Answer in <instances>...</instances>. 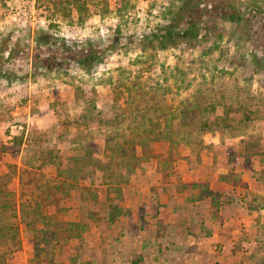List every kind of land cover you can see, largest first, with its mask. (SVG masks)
Returning <instances> with one entry per match:
<instances>
[{"label": "rangeland", "instance_id": "374dc122", "mask_svg": "<svg viewBox=\"0 0 264 264\" xmlns=\"http://www.w3.org/2000/svg\"><path fill=\"white\" fill-rule=\"evenodd\" d=\"M85 1L80 13L68 0H0V185L15 206L0 209V264H264V0ZM89 99L102 113L85 114ZM207 101L235 109L200 131L191 118ZM129 138L148 143L131 168L118 146ZM232 158L252 162L256 195L209 189ZM233 202L260 210L256 222L210 228ZM21 204L48 217L24 222ZM59 220L80 236L46 239Z\"/></svg>", "mask_w": 264, "mask_h": 264}, {"label": "trees", "instance_id": "16d2710c", "mask_svg": "<svg viewBox=\"0 0 264 264\" xmlns=\"http://www.w3.org/2000/svg\"><path fill=\"white\" fill-rule=\"evenodd\" d=\"M68 2H71L77 8V10L80 13L83 12L84 10H87V8L84 6L86 4L85 0H72V1L68 0ZM226 16L228 19H231V20L236 19V15L234 13H229ZM168 28L173 30L171 24H169ZM170 35H173V32H170ZM71 51L73 52L74 56L75 55L77 56L76 58L81 56L80 62L82 64L87 61V56L89 57V55L83 54V51H81L79 49H74ZM233 97H234V95H233ZM93 98H94V96H93ZM217 102L220 103V101H217ZM217 102L210 104L207 101L202 106L200 105L201 108H199V109L196 108L197 110L195 109L194 111L197 114V116L195 118H193V117L191 118V124H194L195 126H197L200 131L217 130L220 123L227 118L228 112L235 109L233 104H232L233 101H223L220 103L223 107V110H224L223 114L216 115L215 110H216V103ZM235 102H238L237 106L240 105L239 101L236 100ZM96 106H97V101L89 99L88 106L85 109L86 110L85 114L89 116L90 114H94V112H96V111L102 113V111ZM202 109H204L205 112H202ZM205 113H208V114L205 115ZM96 114L99 115V113H96ZM243 120L244 121L250 120V117L245 115V117H243ZM114 122H116V121L114 120ZM188 123H190V121H187V124ZM138 145L141 146L142 148H147L146 146L148 145V143L144 140L136 141V139H134V138H129V139H126V141L123 144L122 143L118 144V146H121L123 148L122 149L123 151H122V153H120V156L125 155L124 157L127 158V164L130 165V168L136 167L137 166L136 164H138L136 162L140 159V155H137V146ZM153 156L158 157V156H162V155L161 154L158 155V154L154 153ZM89 158L91 159L92 157H89ZM126 158H125V160H126ZM99 167L100 168L102 167V169L104 171H106L107 169L109 170L111 168V166H109V165H102V164H100ZM72 171H73V169H72ZM130 171L132 172V169ZM20 176H21V180L23 181L24 180L23 173H21ZM33 180H34V177H32L30 182H33ZM72 186H73V184L70 185V187H72ZM50 188H51V190L46 195L42 196L43 201L47 205H49L50 203H53V202H58L60 200L59 194L61 192H65V191L68 192V189L66 188V183L56 184L54 186H51ZM118 190L120 193H122L121 187H118ZM212 192L213 191H210L211 194H212ZM1 193H4L5 196H7V197L12 194L11 192H8V188L6 186L0 185V209L6 211L8 208L15 207L14 205H11L12 199L11 200H7V199L2 200ZM120 196H121V194H120ZM7 197H4V198H7ZM37 205L39 206V204H37ZM112 208H113L114 212L112 211L110 220L113 221V220H115V217L118 216V213H120L122 211H121L120 207L118 206V204L112 205ZM19 212H22V215L24 216V218H23L24 222L27 221L26 220L27 218H30V223H32L33 225H37L38 223L42 222L41 221L42 219H45L48 217L46 214H44L42 211H39L38 209L33 210L32 212H26L25 213V209L22 206V204L20 206ZM71 226H74V229ZM79 229H80V224L77 222H69V221L67 222V221H60L59 220L58 223H56V227H54V229L51 232L45 233L44 237L46 239L48 238V239L56 240L57 242H59L61 239H64V238L72 239L76 236H80V234L77 233ZM0 231H1V227H0Z\"/></svg>", "mask_w": 264, "mask_h": 264}, {"label": "crops", "instance_id": "0c3cea01", "mask_svg": "<svg viewBox=\"0 0 264 264\" xmlns=\"http://www.w3.org/2000/svg\"><path fill=\"white\" fill-rule=\"evenodd\" d=\"M216 142V141H215ZM226 156H228L229 154L228 153H225ZM232 157V155H230V158ZM252 162H246V161H242V160H237L236 158H232V162L227 161V170H223L222 173H226V177L227 179L223 180L221 179V177H217L215 180H210V177L208 176V182H209V189L210 190H218V189H225L227 188V190H229L228 188H232L233 190L234 189H237V188H240L243 191V193H246L248 191L249 193V197H251V195H256L254 194L253 192L254 191H251L252 189H254V186L257 185V181H254V182H250L247 177L244 175L243 172L245 171H249L250 169H252L254 166L253 165H250ZM251 166V167H250ZM262 168H264L263 166H261ZM260 169V168H259ZM245 170V171H243ZM258 170V169H257ZM230 175V176H233L234 180H232V182L230 181V178L229 176L227 175ZM207 178V176H206ZM205 181V179H204ZM264 186V185H263ZM216 192H219V191H216ZM202 201H205L206 204H203L204 206V212L206 214V216H209L212 215L213 211H212V198L208 197L206 199H202ZM198 202V201H197ZM229 209H235V214L238 213V215H240L238 218V216H232V217H229L228 218V213L231 214L232 210H229ZM245 210H248V213L245 212ZM210 212V215L207 213ZM259 213H261V211L259 210H256V209H249V208H245V207H241L240 205L237 204V202H233V203H226L225 205L221 206L220 208V211H218V217L216 218L215 222L214 221H211L212 219L209 218V224H210V228H219V230L221 229H226V225H230L232 224L231 222L233 220H242V216L244 214L245 215V220L248 221L250 223V221H253L256 222L255 218L259 215ZM208 218V217H206ZM236 218V219H235ZM253 219V220H252ZM244 220V219H243ZM241 222V221H240ZM212 224V225H211ZM246 225L247 222H246ZM223 232H221V234L219 235V237L221 238L222 240V243H224V239L223 238H226L224 237V234H222ZM235 234V233H234ZM233 234V239L235 240V235ZM223 236V237H222ZM208 237V238H207ZM212 237V238H211ZM197 238V239H196ZM194 239H196V242H199L201 241V239L203 238H207V241L208 242H211L210 240H220V238H215L214 236H206V234H204L203 238H200V237H196ZM232 238V237H231ZM202 242V241H201ZM225 247V246H224Z\"/></svg>", "mask_w": 264, "mask_h": 264}]
</instances>
